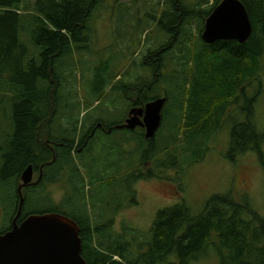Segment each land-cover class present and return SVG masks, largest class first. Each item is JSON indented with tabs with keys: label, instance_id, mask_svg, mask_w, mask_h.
I'll return each instance as SVG.
<instances>
[{
	"label": "rangeland",
	"instance_id": "obj_1",
	"mask_svg": "<svg viewBox=\"0 0 264 264\" xmlns=\"http://www.w3.org/2000/svg\"><path fill=\"white\" fill-rule=\"evenodd\" d=\"M215 1L101 0L88 27L67 43L68 49L50 59L47 70L38 30L40 5L38 0H24L21 37L30 54L29 62L33 58L38 63L30 64V69L42 70L48 76L42 77L44 83L39 87L41 93L49 88L52 109L48 113L53 116L50 122L63 139H74L77 131L82 137L100 118L108 125L123 121L130 98L137 96L129 86L153 83L157 78L155 68L147 65L146 59L172 46L163 52L167 67L161 68L159 82L146 93L149 98H167L162 124L154 137L157 159L143 163L142 159L152 157V152L140 128L115 129L111 135L96 138L89 149L73 151L71 159L66 152L64 156L62 213L74 219L80 210L81 195L93 224L105 225L103 230H108L130 256L147 250L158 213L176 204L185 203L198 215L214 195L231 194L264 215V167L259 155L249 151L236 160L228 157L234 124L245 120L244 105L256 96L255 124L259 132H264V55L261 83L253 81L246 89L247 98L228 108L221 129L200 151L202 160H188L183 170L175 166L177 119V127L185 129L195 84L193 80L186 83L185 77H177L174 71L180 59L186 72L196 71V55L203 44L200 28L207 18L203 13ZM183 21L188 22L176 31ZM18 78L13 79L15 87ZM127 91L130 97H126ZM16 107L10 98L0 94V145L5 148L10 142L9 133L15 131ZM190 134V130H184L180 144L185 145ZM4 164V158H0V229L8 226L15 209V182L3 177ZM151 170L156 175L147 177ZM29 207L27 211L48 209L51 202L46 197L34 198ZM190 264H220L218 248L210 246L200 260Z\"/></svg>",
	"mask_w": 264,
	"mask_h": 264
},
{
	"label": "trees",
	"instance_id": "obj_2",
	"mask_svg": "<svg viewBox=\"0 0 264 264\" xmlns=\"http://www.w3.org/2000/svg\"><path fill=\"white\" fill-rule=\"evenodd\" d=\"M100 2L101 0H38L40 16L37 19L41 24L38 29L42 36L40 44L45 50L44 68L48 70L50 59L63 53V49H68L67 43L77 39V35L88 27V21ZM220 2L221 0H216L203 14L208 17ZM242 2L253 23V34L248 41L240 43L237 40H219L209 44L202 39V47L196 55V71L186 72L182 59L175 67V74H179L177 77L183 76L186 83L193 80L195 84L191 96L192 109L190 117L185 121V129L177 127L179 118L177 119L178 133L174 142L177 169L183 170L188 160H202L200 151L207 147L214 134L221 129L228 108L239 99L247 98L246 89L253 81L260 82L261 59L264 55V0ZM24 3V0H0V94L17 105L13 115L16 121L15 135L9 133L7 148L0 145V158H4L3 170L6 173L3 177L10 180V175L30 159L32 148L44 139L45 132L56 129L50 122L53 116L48 113L52 109L48 102L49 88L46 87V91L41 93L42 89L39 87L44 83L43 78L48 76L42 70L30 69V64L32 66L38 63L33 58L29 62L30 54L21 37ZM186 22L178 23L176 31L181 30ZM203 30L204 26L200 28L201 37ZM156 60L160 62L157 63ZM145 63L155 68L157 78L153 83L144 81L141 85L134 83L129 86V89L136 90L137 96H141L140 101L151 99L146 95L147 90L154 88V84L160 80L161 68L167 67L162 52L150 54ZM15 76L20 77L16 87L13 85ZM128 93L127 91L126 94ZM248 100V104L242 107L246 111L245 120L235 123L232 129L228 157L236 160L242 154L255 151L264 167V132H259L255 124L257 96ZM13 118H9V123ZM109 126L115 130L114 124ZM186 129L191 134L185 139L186 144L182 145L180 135ZM86 132L76 148L77 152L84 147L89 149L93 141L100 138L95 136L84 146L83 137ZM142 133L150 144L148 151L152 152V157L146 155L142 159L146 163L157 159V153L154 152L155 136L147 139L144 130ZM75 137L72 140L60 139L64 143V156L65 152L68 153L66 156L69 159L75 149ZM155 175L156 172L151 170L147 177ZM81 200L80 195V210L77 209L73 218L81 227L82 254L88 264H190L200 260L210 246L218 248L220 264H264V215L231 194L214 195L198 215H194L185 203L161 210L152 226L147 250L132 256L127 254V249L108 230H103L105 225L93 224ZM42 210L62 213L61 208L54 204L51 208ZM0 232L4 233L5 228L0 229Z\"/></svg>",
	"mask_w": 264,
	"mask_h": 264
},
{
	"label": "water",
	"instance_id": "obj_3",
	"mask_svg": "<svg viewBox=\"0 0 264 264\" xmlns=\"http://www.w3.org/2000/svg\"><path fill=\"white\" fill-rule=\"evenodd\" d=\"M252 34L253 23L242 0H221L206 18L202 39L209 44L219 40L245 43ZM166 102V97H159L145 108L131 110L125 125L144 126L146 138H153L161 127ZM31 179L29 167L23 173V184ZM23 202L22 198L13 227L0 232V264H88L82 254L81 227L77 221L62 213L48 212L32 214L18 224Z\"/></svg>",
	"mask_w": 264,
	"mask_h": 264
},
{
	"label": "flooded vegetation",
	"instance_id": "obj_4",
	"mask_svg": "<svg viewBox=\"0 0 264 264\" xmlns=\"http://www.w3.org/2000/svg\"><path fill=\"white\" fill-rule=\"evenodd\" d=\"M206 21V20H205ZM205 27V26H204ZM171 45L164 47L160 52H165L166 49H171ZM142 90V89H141ZM129 95L127 94L126 97ZM130 97V96H129ZM141 96H136L135 99H131V104L129 111L125 119L121 122L114 124V129H129L136 131L139 128L145 131L146 128L141 125H137L135 128H128L125 124L128 118L131 116V110L135 108H141L154 100V99H145L146 101L141 100ZM156 99V98H155ZM139 102V103H138ZM164 110V108H163ZM163 114V112H162ZM143 119V117H141ZM125 125V126H124ZM57 128L55 131L51 129L48 132H45L44 139H41L40 143L35 144L32 148L31 157L27 160L24 165L13 175H10V178L15 182V209L14 216L8 226L5 228V232L10 230L15 224V218L20 210L21 200L24 199L21 213L17 219V223L20 224L25 218L32 214H43L48 212H56L55 210H31L27 211L30 203H32L34 198L46 197L51 205L54 204L56 207H61V201L63 198V176H64V143L60 141L62 137L58 135ZM113 133V128L104 122L102 118L98 119L93 125L88 127L86 134L83 137L84 146H87L88 143L95 137L101 135H111ZM15 135V132H14ZM80 140L82 137L78 136L74 144V151L80 145ZM80 150V149H79ZM31 167L32 169V179L28 184H23L22 176L27 168ZM22 187V188H21ZM60 194V195H59ZM29 200V202H28ZM2 233V232H1Z\"/></svg>",
	"mask_w": 264,
	"mask_h": 264
}]
</instances>
